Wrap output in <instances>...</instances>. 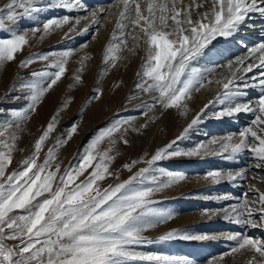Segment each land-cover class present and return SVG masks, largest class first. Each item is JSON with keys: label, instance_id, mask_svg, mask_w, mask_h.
<instances>
[{"label": "rangeland", "instance_id": "obj_1", "mask_svg": "<svg viewBox=\"0 0 264 264\" xmlns=\"http://www.w3.org/2000/svg\"><path fill=\"white\" fill-rule=\"evenodd\" d=\"M223 1L0 0V240L13 264H264V69L249 91L212 95L247 52L210 60L211 43L247 37ZM170 28L185 37L172 54ZM243 105L252 117L230 128ZM246 127L257 134L239 141ZM234 193L254 213L236 230L218 203ZM246 230L260 249H241Z\"/></svg>", "mask_w": 264, "mask_h": 264}, {"label": "bare ground", "instance_id": "obj_2", "mask_svg": "<svg viewBox=\"0 0 264 264\" xmlns=\"http://www.w3.org/2000/svg\"><path fill=\"white\" fill-rule=\"evenodd\" d=\"M87 1V5L86 4H83V5H80V7H82V6H84L83 7V11H85V10H89V7L86 9L85 8V6H88V5H91V3L92 2H96V3H98V4H102V3H106V1L107 0H86ZM127 1H130V0H116V3L119 5V4H123L124 5V3H126ZM148 1V0H147ZM189 1V0H188ZM213 1V0H212ZM216 1V3H218L219 2V0L217 1V0H215ZM221 1V0H220ZM223 1V0H222ZM225 1V0H224ZM223 1V2H224ZM163 2H164V0H163ZM167 2V1H166ZM174 2V1H173ZM177 2H179V0H177ZM184 2H185V0H184ZM183 2V3H184ZM175 3V2H174ZM194 3V2H193ZM227 5L225 4V3H220L221 4V6L223 5V9L221 10V11H224V10H226V12H227V15L228 14H231L232 13V11H235V13L236 14H238L239 16H238V20H237V22H239V24H241V25H244L240 30H242V31H239V30H236L237 32H241V36L243 35V36H247V37H244L245 38V40L243 39V38H239V39H237V40H240L239 42L240 43H242V41H244V42H246V41H248V46H246V48H243L244 47V44H241V45H238V46H236V45H233L232 46V48L230 49L227 45H225V46H223L222 48H221V51H219L218 52V54L217 55H215L216 56V58L214 59V61L215 62H217V63H219V61H220V59L222 60V59H227V58H233V56H235V55H237V54H239V53H241L243 50H247V52H246V54H244L243 56H242V58H240V59H238V60H236V61H233L230 65H226V68L225 69H227V71H228V73H227V75L225 76L226 78H227V81L225 82L224 81V83H222V84H220V85H217V83H216V81H213V83H214V85L213 86H210L212 89H211V91L212 92H214L212 95H214V96H216V94H218V92H219V90L221 89V88H224V90H229L230 89V87L231 86H238L239 87V85H240V88H237L238 90H242L241 92H243V90L246 92V90H248L249 91V87H246L247 85H245L244 83H248V82H250V81H252V80H256L255 79V76L257 77V75H258V72L259 71H261V70H263L264 69V60L262 59V61L260 60L261 58H260V56H259V54H260V52H262L263 50H264V0H227ZM177 4H179V3H177ZM188 4V3H187ZM214 4V3H213ZM117 5V6H118ZM120 5V6H121ZM162 5V4H161ZM179 5H181V3L179 4ZM190 5V4H189ZM215 5V4H214ZM148 6V5H147ZM163 6V5H162ZM187 7V6H186ZM189 7V6H188ZM210 7H212V6H210ZM79 8V7H78ZM100 7H96V9H94L92 12H96L97 14H100V12H101V10L99 9ZM176 8H177V5H176ZM213 8V7H212ZM222 8V7H221ZM220 8V9H221ZM85 9V10H84ZM129 9V8H128ZM81 10V9H80ZM217 10V9H216ZM106 11V10H105ZM175 11V10H174ZM177 12V11H176ZM175 12V13H176ZM218 12V11H217ZM216 12V13H217ZM220 13H222V12H220ZM215 15V14H214ZM218 15V14H217ZM97 16V15H96ZM96 16H92L93 18H95ZM173 16V15H172ZM199 16V15H198ZM216 16V15H215ZM201 17H202V15H201ZM237 17V16H236ZM222 18V17H221ZM90 19V18H89ZM215 19V18H214ZM227 19V18H226ZM229 19V18H228ZM187 20V19H186ZM225 20V19H224ZM232 20V19H231ZM235 20V19H234ZM91 21V20H90ZM218 22H219V19L217 20ZM216 22V21H215ZM217 22V23H218ZM225 22V21H224ZM88 22H86V21H84L83 22V24H87ZM90 23V22H89ZM188 23V22H187ZM197 23V22H196ZM203 23V22H202ZM235 23V22H234ZM230 24H233V22L231 21V22H229V27H230ZM236 24V23H235ZM198 25V27H199V25H200V23L199 24H197ZM211 25H213V24H211ZM214 25H218V24H214ZM213 25V26H214ZM220 25V24H219ZM234 25V24H233ZM232 26V25H231ZM239 26V25H238ZM82 27H83V25H82ZM188 27V26H187ZM193 27V26H192ZM197 27V26H196ZM208 27H209V25H207V24H205L203 27H202V30H204V34H206L207 33V31L208 30H206V29H208ZM241 27V26H240ZM188 28H190V26L188 27ZM222 28V27H221ZM171 29V28H170ZM193 29V28H192ZM195 29H197V28H195ZM199 29H201V28H199ZM210 29V28H209ZM212 29V28H211ZM214 29V28H213ZM215 29H217V28H215ZM219 29H220V27H219ZM225 29H227V27L225 28ZM230 29V30H229ZM228 29V34H230L229 32H231V30H232V28H229ZM235 29V28H234ZM180 30V29H179ZM182 30V29H181ZM187 30V29H186ZM162 31V30H161ZM177 31V30H176ZM188 31H190V30H188ZM197 31H199V30H197ZM211 31V30H210ZM215 31V30H214ZM220 31H222V30H220ZM219 31V32H220ZM85 32H86V30H85ZM85 32L83 33V34H81L82 36H84L85 37ZM143 32V31H142ZM187 32V31H186ZM185 32V33H186ZM192 32V31H191ZM209 32V31H208ZM212 32V31H211ZM232 32H233V30H232ZM183 33V32H182ZM181 32L180 33H177V32H175L173 29H171V31H167V32H165V35H163V37H164V43H165V45L167 46L166 47V49L172 54V53H174V52H177L176 50L180 47V45H181V43H183L184 41H185V37H184V35L182 34ZM199 34H203V32L202 31H199L198 32ZM262 34V36H253V35H257V34ZM187 34V33H186ZM188 35V34H187ZM192 35H194V34H192ZM192 35H191V37H192ZM81 36V38H83ZM189 37H190V35H188ZM230 36V35H229ZM195 37V36H194ZM193 37V38H194ZM197 37V36H196ZM195 37V38H196ZM199 37V36H198ZM215 37V36H214ZM226 37H227V34H226ZM225 37V38H226ZM230 37H232V36H230ZM248 37H254L253 39H251V40H249V38ZM79 38V37H78ZM202 38V37H201ZM210 38V37H209ZM212 38V37H211ZM233 38V37H232ZM199 39V38H198ZM202 39H204V38H202ZM205 39H206V37H205ZM229 39V38H228ZM157 40V39H156ZM160 40V39H159ZM188 40V39H187ZM206 40H208V38L206 39ZM219 39L218 38H214V41H218ZM227 40V39H226ZM232 40V39H231ZM96 41H99V40H97V38H96ZM188 41H190V40H188ZM195 41V40H194ZM193 41V42H194ZM198 41V40H197ZM205 41V40H204ZM228 41V40H227ZM234 41V40H233ZM207 42V41H206ZM236 42V41H235ZM243 42V43H244ZM199 43V42H198ZM233 43V42H232ZM186 44V43H185ZM223 44V43H222ZM226 44V43H225ZM183 45V44H182ZM190 45V44H189ZM212 45H219V44H215V43H211L210 44V46H212ZM185 46V45H184ZM221 46V45H220ZM230 46V45H229ZM217 47V46H216ZM133 48V47H132ZM139 48V47H138ZM165 48V47H164ZM181 48V47H180ZM182 49V48H181ZM135 51V50H134ZM168 52V53H169ZM188 53V52H187ZM177 54V53H176ZM133 55V54H132ZM175 55V54H174ZM188 55V54H187ZM173 56V55H172ZM176 56V55H175ZM239 56V55H238ZM259 56V57H258ZM174 57V56H173ZM212 59H213V57H211V61H212ZM170 60V59H169ZM230 61V60H229ZM216 63V64H217ZM225 65V64H224ZM223 65V66H224ZM222 66V65H221ZM220 66V67H221ZM219 69V68H218ZM222 69H224V68H222ZM221 69V70H222ZM147 70V69H146ZM132 72V71H131ZM130 72V73H131ZM203 73V72H202ZM259 73H261V72H259ZM215 74V73H214ZM222 75H223V73H222ZM190 76V75H189ZM260 76V75H259ZM263 76V75H262ZM198 77V76H197ZM189 79V78H188ZM195 79V78H194ZM220 79H221V77H220ZM258 79V78H257ZM261 79V78H260ZM263 79V78H262ZM215 80V79H214ZM264 80V79H263ZM223 81V80H222ZM192 82V81H191ZM243 83V84H242ZM209 84V83H208ZM231 84V85H230ZM251 84V83H250ZM259 84H261V83H259ZM194 85V84H193ZM211 85H212V83H211ZM241 85H244L243 87H241ZM258 86V85H257ZM256 86V87H257ZM260 86H263L264 87V85H260ZM206 87H207V85H206ZM234 88V87H233ZM255 88V87H254ZM235 89V88H234ZM246 89V90H245ZM253 89V86H252V88H251V90ZM192 90V89H191ZM226 90V91H227ZM258 90V89H257ZM261 90H262V88H261ZM254 91V90H253ZM256 91V90H255ZM260 91V90H259ZM251 93H252V91H251ZM259 93V92H258ZM248 94H250V92L248 93ZM250 96V95H249ZM254 96V95H253ZM156 97L158 98V96H157V94H155V93H151L150 95H147L146 97H144V99H147L148 100V102L149 103H151L150 101L152 100L153 102L155 101V99H156ZM247 98V97H246ZM249 98V97H248ZM206 99V98H205ZM210 99H212V98H210ZM261 99H264V98H261ZM189 100V99H188ZM194 100H196L195 98H194ZM245 100H247V99H245ZM201 101V100H200ZM210 101V100H209ZM262 101V100H261ZM260 101V105H261V102ZM196 102V101H195ZM208 101L207 100H205V101H203L202 100V102L201 103H198V99H197V103H196V105L199 107L200 105V108H199V110L198 111H196V113L194 114L195 116H197V114L200 112V109L202 108V107H205V104L207 103ZM256 102V101H255ZM144 103V102H143ZM192 103V102H191ZM194 103V102H193ZM245 104V103H244ZM253 104V103H252ZM258 104H259V102H258ZM263 104H264V102H263ZM249 106V105H248ZM247 105H246V107H245V105H243V109H242V111L239 109H233V110H228V113L229 114H235V116H233L232 118V120L233 121H230L229 123L232 125V126H229L230 128L232 127H237V125H238V123L240 124V123H246V120H243V118L242 117H245V118H248V119H250L251 117H250V114L252 113V111L254 110V108H253V110L251 111L249 108H247L248 107ZM253 106H255V104L253 105ZM252 106V107H253ZM198 107H196V108H198ZM256 107V106H255ZM258 107V106H257ZM259 108V107H258ZM208 109V108H207ZM249 109V110H248ZM256 110V109H255ZM233 111V112H232ZM194 113V112H193ZM205 113V112H204ZM227 113V114H228ZM229 114L227 115V116H229ZM243 114H247V115H243ZM193 115V116H194ZM202 116V113L199 115V117H197L198 119L199 118H203V117H201ZM212 116H213V119L215 120V119H218V113L217 114H213L212 113ZM240 116H241V121L239 120L240 119ZM193 118V117H192ZM196 118V119H197ZM212 118V117H211ZM212 119V120H213ZM258 120V119H257ZM173 121V120H172ZM237 121V122H236ZM249 127V126H248ZM248 127H246V128H243V130H242V132H241V134L238 136V140L240 141L242 138H248V137H251L252 135H256L257 133H255L254 132V128L252 127V128H249V129H247ZM257 128V127H256ZM234 129V128H233ZM246 140V139H245ZM206 145V144H205ZM203 147H204V145H203ZM240 147V146H239ZM256 148V147H255ZM227 148H223L221 151L223 152L224 150H226ZM253 157V156H252ZM261 158V157H260ZM259 158V159H260ZM262 159V158H261ZM235 173V172H234ZM211 176V178H215V174H212V175H210ZM237 194H233V195H231V196H229V197H226V196H224L223 194H220V197H218V200L220 201V202H218V203H220L221 205V207H223V209H225L226 210V214L228 215V216H233L235 213L237 214L236 216H234V217H232V219L233 220H235L234 221V223H228V224H226L227 225V228H232V229H234V230H236L235 228H237L238 226H239V224H242V223H244L245 221L246 222H248L249 221V219L251 220V217H252V215H254V213H253V211H251V207L249 206L248 207V203L249 202H247V200H248V198L249 197H247V196H244L243 197V199L241 198V199H238L237 200ZM231 202H234L232 205H229V207L230 208H228V205L227 204H230ZM237 202L238 203H240L239 205H236L237 204ZM236 203V204H235ZM250 204V203H249ZM251 205V204H250ZM39 207H41V204H39ZM227 207V208H226ZM233 209V210H232ZM223 210H220L219 212H216L215 213V215H217L218 213H221ZM225 214V213H224ZM247 215V216H246ZM219 218V217H218ZM235 218V219H234ZM239 219L242 221V223L241 222H239ZM238 220V221H237ZM244 220V221H243ZM228 221V220H227ZM236 222V223H235ZM244 227V226H243ZM242 227V228H243ZM244 235H245V237L241 240V244H240V247H241V249L243 248V249H246V250H254V251H256V249L258 250V249H260L258 246H259V241H257L254 237H248L247 235H248V232H247V230H246V232L244 233ZM224 237H228L229 239H230V237H231V235H230V233L229 234H218V236H215L214 238H216L217 239V242H219V241H223V238ZM214 241V240H213ZM215 242V241H214ZM227 249H231V247H226L225 248V251L227 250Z\"/></svg>", "mask_w": 264, "mask_h": 264}, {"label": "water", "instance_id": "obj_3", "mask_svg": "<svg viewBox=\"0 0 264 264\" xmlns=\"http://www.w3.org/2000/svg\"><path fill=\"white\" fill-rule=\"evenodd\" d=\"M0 248L5 252V259L7 264H13V251L12 248L6 245L4 242L0 240Z\"/></svg>", "mask_w": 264, "mask_h": 264}]
</instances>
